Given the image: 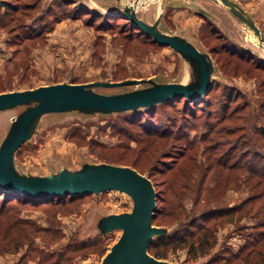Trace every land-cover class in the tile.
<instances>
[{"label":"rangeland","instance_id":"1","mask_svg":"<svg viewBox=\"0 0 264 264\" xmlns=\"http://www.w3.org/2000/svg\"><path fill=\"white\" fill-rule=\"evenodd\" d=\"M92 1L100 7L108 2ZM238 1L264 32V0ZM187 4L167 8L161 29L186 37L200 50L208 51L215 63L214 84L202 106L194 108L196 117L191 116L193 106L185 109L183 98L110 120L76 112L47 114L31 139L17 151V170L24 175H47L60 167L75 170L83 163L106 159L150 172L159 189L165 188L164 180L178 186L183 177L192 179L196 187L206 175V189L200 199L195 200L193 193L177 208L179 199L167 193L178 219H190L215 206V201L232 207L247 199L253 193L252 181L247 180V161L253 154L264 157V54L243 25L224 10L207 0H189ZM156 7L157 3H152L138 14L151 22ZM197 7L210 10L216 23L195 12ZM99 9H88L75 0H0V92L59 82L152 78L185 83L192 79L194 71L189 64L168 46L153 43L121 15L112 17ZM137 87L96 90L119 92ZM228 95L233 96V102ZM20 111L14 108L0 112V143ZM150 124L161 133L168 132V136L161 138L160 134L148 143L146 138L138 143L136 140L141 134L145 136L143 132ZM181 132L187 141L176 140ZM174 150L180 157L173 162L170 153ZM228 153V168L217 167V173L215 166L210 168V154L217 158ZM67 199L59 205L17 208L19 218L48 230L35 233L31 243L16 251L5 250L9 239L2 234L0 221V264H100L121 231L95 238L97 222L107 214L128 211L130 199L112 191ZM263 215L262 211L238 219L235 214L232 221L209 220L206 224L212 227L213 236L208 246L196 247L195 242L194 250L177 245L160 249L172 264H230L226 258L239 250ZM206 237H202L203 242ZM87 238L85 247L70 249L74 241Z\"/></svg>","mask_w":264,"mask_h":264},{"label":"water","instance_id":"2","mask_svg":"<svg viewBox=\"0 0 264 264\" xmlns=\"http://www.w3.org/2000/svg\"><path fill=\"white\" fill-rule=\"evenodd\" d=\"M75 1L95 11L100 7L92 0ZM131 1H110L112 3L107 2L99 10L106 15H121L154 42L168 46L189 64L194 71L192 79L185 83L159 82L152 78L95 80L87 83L59 82L0 92V112L21 108L12 118L10 127L0 143V188L35 199L98 195L108 191L124 194L131 201L130 209L107 214L97 222L96 236H106L114 230L121 231L119 238L104 254L100 264H172L169 260L157 259L148 252L153 239L170 234L178 225L163 227L153 224L156 191L147 174H141L127 165L105 161L83 163L75 170L60 167L57 172L47 175H24L15 165L17 151L31 139L44 115L76 112L110 118L149 109L175 98L183 97L194 101L210 90L214 81L215 63L209 52L200 50L184 36L161 29L167 8L185 7L189 0H155L152 3L156 2L157 7L151 22L140 17L138 12L152 3L146 6L141 4L138 8L131 5ZM207 1L224 10L241 23L247 32H251L257 38L258 42L255 44L264 54V32L238 0ZM195 12L215 22L210 10L197 7ZM128 86L138 87L119 92L96 90Z\"/></svg>","mask_w":264,"mask_h":264},{"label":"trees","instance_id":"3","mask_svg":"<svg viewBox=\"0 0 264 264\" xmlns=\"http://www.w3.org/2000/svg\"><path fill=\"white\" fill-rule=\"evenodd\" d=\"M1 2H2V5L8 6V8L13 7V5H10V3H7V1H1ZM116 16H119V15L117 14L112 15V17H116ZM210 22L213 23L212 21ZM129 24L132 25L130 22ZM142 34L146 38L150 39L153 43H156L150 37L146 36L144 33ZM262 61H264V59H262ZM206 96L207 95H204L201 98L194 100V101L186 100L183 97H180V99L181 98L184 99V103H186L185 109L190 110V106H193L191 116L196 117L197 111H194V108H199L200 106H202L201 105L203 102L202 100ZM227 97L229 99V102H233L232 95H228ZM176 99H179V98H175L170 101H174ZM170 101H167V102H170ZM153 108L154 107L149 108V109H144V110H138L135 112H130V113L122 114V115H116V116L108 118V120L124 117L129 114H134L137 112L148 111ZM208 114H209L208 117H210L211 113L209 112ZM149 129L147 130L145 129V131L143 132L145 136H142L141 134L142 139L140 137L138 140H136L138 143H142L144 138H146L145 141L146 143H148V141H151L152 139L159 137L160 134H161L160 135L161 138H165L169 134L168 132L161 133L160 131L156 130L155 124H152ZM179 129H178V132H179ZM262 134L264 135V129H262ZM185 137L187 136L181 132L177 135L176 140L178 141V140L184 139L185 141H187ZM190 142L191 141H188L186 146H189ZM141 150L143 151V147L139 149L138 152H141ZM175 152L176 150L170 153L173 162L180 157L179 153L178 155H176ZM182 154L181 156H183ZM228 157H229V153L222 154L221 156L219 155V157L217 158H214L213 154H210L208 156L210 168L213 169L215 166L216 173L220 171L219 169H217V167L222 168L225 166L226 168H228L227 167ZM101 161H105V162H109L113 164H119V165H126V164H121L119 162H114V161H110L106 159H103ZM247 163L249 165L248 166L249 167L248 168L249 178L247 180H249L250 182L252 181V183H250L251 184L250 188L253 191V193L247 199L241 201L239 204L234 205L232 207L225 206L221 201H215L214 199V201L216 202L215 206L207 207L203 211H200L198 215L191 217L190 219H178L176 217L174 213L176 210V207L174 206L173 208V201H171L169 197H167V193L170 192L172 197H174L175 199H179L177 208H180L179 203L182 204V202L193 193L196 195L195 200L200 199L201 195L205 192V189H206V187H204L205 181L207 179L206 175L201 176L200 181L196 187L194 186V183L191 182L192 179L183 177L184 181L182 183L180 182L178 186L175 185V183L172 181L164 180L162 184L165 185V188L159 189L158 188L159 183L153 178V175L150 172L144 173L143 170L137 168L133 164L127 165L130 167H133L141 174H147L154 185V188L156 191V210H155L154 217H153V224L156 226H163V227H170L176 224L178 225V227L174 231H172L170 234L162 235V236H159L153 239L150 242V245L148 248L149 254H151L157 259H167V258H164L163 256L164 250L160 249L163 246L165 247L173 246V245H177L178 247L188 246L190 250L195 249V246H194L195 242L197 243L196 247L208 246V242L213 236L212 227H209V225L206 224V222H208L209 220H215V219H221V220L225 219L226 220L227 219L228 221H232L235 214L236 215L238 214V216L236 217L238 219V217H241V216L244 217L250 214L259 215L260 212L262 211L264 212V157L258 154H253L252 157L249 159V161H247ZM156 169L158 168L156 167ZM168 170H170L169 167H168ZM159 171H161V173L163 174L165 172L163 168H160ZM76 197L77 196H69V197L64 196V197H48V198H43V199H35V198H29V197L23 196L18 193L8 192L0 188V221L3 227L2 234L4 235L6 239H9L7 246L4 247L5 250L6 251H16L26 242L31 243L33 241V237L35 233H38L39 231L48 230V229H41L40 227H37L35 223H33L32 221L19 218L17 216V211H16L19 206H25L28 204L59 205V204L65 203V200L67 198H68L67 199L68 201H71ZM158 203L163 204V206L159 207L157 205ZM187 216L190 217L189 214ZM167 218H169L168 219L169 221L166 222L165 219ZM204 236L205 237L208 236V237H206L205 238L206 241L203 242L202 237ZM95 238H106V236H96ZM89 239L90 238H87L81 241H74L73 243L74 247L71 246L70 249H73L75 247H83V246L85 247L86 246L85 244L89 242ZM226 261L227 263H230V264L232 262L233 264H240V263L241 264H264V215H263V219L261 218L258 220L256 225L253 227V231L245 238V243L239 247V250L236 253H234L230 257H227Z\"/></svg>","mask_w":264,"mask_h":264},{"label":"bare ground","instance_id":"4","mask_svg":"<svg viewBox=\"0 0 264 264\" xmlns=\"http://www.w3.org/2000/svg\"><path fill=\"white\" fill-rule=\"evenodd\" d=\"M151 0H132L131 2H130V4L131 5H133V6H135V7H140L141 6V4H144L145 6L150 2ZM251 35H252V37H253V39H254V41H255V43L257 44V38L256 37H254L253 36V34L251 33V32H249Z\"/></svg>","mask_w":264,"mask_h":264},{"label":"crops","instance_id":"5","mask_svg":"<svg viewBox=\"0 0 264 264\" xmlns=\"http://www.w3.org/2000/svg\"><path fill=\"white\" fill-rule=\"evenodd\" d=\"M76 2H77V1H76ZM105 2L107 3V1H105ZM150 2H152V1H150ZM150 2H149V3H150ZM77 3L79 4V2H77ZM108 3H112V2H109V0H108ZM149 3H148V4H149ZM148 4H147V5H148Z\"/></svg>","mask_w":264,"mask_h":264}]
</instances>
